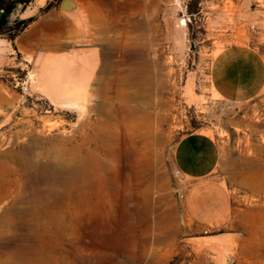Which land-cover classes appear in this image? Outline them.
Here are the masks:
<instances>
[{
	"label": "rangeland",
	"instance_id": "374dc122",
	"mask_svg": "<svg viewBox=\"0 0 264 264\" xmlns=\"http://www.w3.org/2000/svg\"><path fill=\"white\" fill-rule=\"evenodd\" d=\"M7 1L15 8L0 33V92L11 100L0 104V196L19 184L12 153L33 144L34 134L43 138L37 142L43 148L75 134L79 122L93 115V93L104 86L110 67L118 62L124 67V58L142 51L155 69L153 94H143L139 110L127 118L111 160L113 194L85 199L80 212L73 211L74 201L48 199L34 210L31 203L0 199V218L26 206V218L35 224L40 210L44 245L34 264H264V89L251 100L233 101L217 93L211 78L214 58L228 45L244 42L264 54V0H79L87 11L78 16L62 8L64 0ZM73 16L88 24L92 40L75 41L64 32L63 46L31 50L30 32L54 42L66 22L77 26ZM138 20L146 23L134 30ZM40 56L72 63L70 71L84 83L66 86L67 97L51 93L48 85L58 88V83L43 88L31 78ZM193 131L207 132L220 144L214 175L229 190L231 206L217 226L190 215L187 183L173 173L175 146ZM30 170L36 180L43 172L36 166ZM46 182L40 187L53 193ZM74 228L82 230L78 234ZM218 235L223 238L215 239ZM204 238L211 242L200 243ZM18 239L12 231L0 244L16 246ZM10 257L13 264H27Z\"/></svg>",
	"mask_w": 264,
	"mask_h": 264
},
{
	"label": "bare ground",
	"instance_id": "6f19581e",
	"mask_svg": "<svg viewBox=\"0 0 264 264\" xmlns=\"http://www.w3.org/2000/svg\"><path fill=\"white\" fill-rule=\"evenodd\" d=\"M75 1L78 4V7L74 9L75 12H78L79 15L85 13L86 8L84 4L78 0ZM145 23L146 21L143 20L137 21V23H135L137 27L136 28L133 27L134 30H137L139 26H143ZM147 24L150 25V27H152L151 20L150 22H147ZM88 27L81 29L82 31L80 35L82 36L81 38L84 39V41L92 40V38L89 37L91 35V31L89 30L90 28ZM141 35L143 36V34ZM138 37H140V35ZM91 51L92 50H89L87 52H91ZM82 52H85V50L81 51V53ZM136 52L138 53H134V57L124 58L122 63V64H126L124 67L120 66V62L116 63L113 67H110L107 75V80L105 81L104 86L99 91H95L93 93V96L96 97L97 100V103L91 108V110L94 112L93 115L86 116L79 122L80 125L78 126V130L75 134L64 138L57 137L58 139H63L64 141H62L58 145L55 144L51 145L48 148L46 147L43 148L42 146H39L37 142H39L43 138L39 137V135L34 134L32 136L34 140L33 144L21 145L17 151L12 153L14 161L18 162L19 164V168L16 169L19 177V181H18L19 184L16 183L15 190L9 189L7 192H4L0 196V199H3L5 197H10L15 201H20V202L23 201L26 203H31L34 204L35 206L34 210L36 208H39L37 207L36 204H38L39 206L41 202L48 199L65 200V202L74 201L73 209L75 210L73 211L80 212L82 210V207H84L83 203L85 199L90 198L93 200L97 197H100L101 195H105V194L110 195L116 191V182L113 177L115 175L112 176V172H111V167H112L111 160L114 154L118 152L117 150L119 149V145L122 141L123 132L124 134H126V130H124V126L126 125L125 122L127 120V123H129L128 119H130V116L139 110L140 106L138 104L142 95L148 94L152 96L153 94V85H154V77H155L154 74L155 69L154 71L152 69L153 59L147 57L142 51H136ZM83 54H77V55H83ZM64 61L65 60L59 59L57 63L59 65H57L56 64L57 61H55L54 59L51 60V59L43 58L42 56L38 57L37 60L35 61L37 70L31 73V78L33 80L36 79L38 82L37 84L42 85L43 88L44 86L47 87L48 83H52L55 85L58 83L57 86L60 90L58 88L49 87V85L47 88L50 90L51 93L53 92L59 93V95L62 98L67 97L68 93L66 92V86H69L70 84L78 85L80 83H84V80H81L80 77H75L74 76L75 74H72V72L70 71L72 63L67 61L64 62ZM165 76L166 75H164V77ZM10 101L11 100L8 96L0 92V104ZM2 113L3 111L1 110L0 114ZM128 127H130V125ZM53 153H57L56 157L53 156ZM37 157H39L38 160ZM34 166H36L39 169H42L43 171L38 174L37 180L33 177L30 170L31 167ZM32 171L34 172V170ZM52 177H54L53 180L51 179ZM44 181H47L46 184H49L48 183L49 181L51 187L52 188L54 187L55 190L53 193H50V190L46 192L44 191L45 189L40 187V184H42V182ZM57 185H59V188ZM48 188H50V186L47 187V189ZM59 189L61 190L59 191ZM103 207H101V210ZM27 212L28 211L26 209V206L24 209L14 208L7 211L6 212L7 214L2 218H0L3 224L2 226H4L3 228L0 229V239L4 237V234H7L12 231L18 232L20 236V241L18 239L19 244L16 246L5 247L0 244V264L3 263L13 264L14 259H11L13 257L10 256H16V258L22 262L26 260L27 264H34L41 260L40 258L42 257H39V254L43 253L42 248L44 242L43 243L41 242L42 240L41 235L43 233L39 229L40 224L37 223V221L40 219V210L39 212L35 213L36 219L31 218L33 220H37L35 224H30L28 222L29 220H27L26 218ZM99 220L97 219V221ZM93 222L95 223V220ZM43 225L46 224L44 223ZM104 225L106 224L104 223ZM78 226L79 225H77L76 227ZM84 226L86 227L85 224ZM74 229L76 230L78 228H74ZM79 229L76 232L75 231L74 232L78 233ZM84 229L85 228H83V230ZM43 230L48 231L47 228L45 229V227L43 228ZM97 233L99 232L97 231ZM86 239H89V237H87ZM76 240L78 241V239ZM202 242H211V241L208 238H204L200 241V243ZM47 243L48 241L47 242L45 241V245H47ZM93 245L94 244H92V246ZM122 245L123 243L121 244V246ZM55 259L57 261V258Z\"/></svg>",
	"mask_w": 264,
	"mask_h": 264
},
{
	"label": "crops",
	"instance_id": "0c3cea01",
	"mask_svg": "<svg viewBox=\"0 0 264 264\" xmlns=\"http://www.w3.org/2000/svg\"><path fill=\"white\" fill-rule=\"evenodd\" d=\"M73 18L74 22L77 21V26L72 21L66 22V27L56 29L58 33L54 36V42L43 40L37 30L30 32L28 43L31 50L51 44L63 46L61 38L64 32L76 41L81 36V29L87 28L88 24L81 25L79 18ZM135 23L137 22L134 21V25ZM134 25L131 28L137 27ZM211 78L221 97L233 101L251 100L264 89V54L248 43L228 45L214 58ZM220 159L218 140L204 131L185 134L174 149V166L181 171L182 178L187 183L184 192L186 208L191 216L208 226L222 224L231 206L229 190L214 175Z\"/></svg>",
	"mask_w": 264,
	"mask_h": 264
},
{
	"label": "trees",
	"instance_id": "16d2710c",
	"mask_svg": "<svg viewBox=\"0 0 264 264\" xmlns=\"http://www.w3.org/2000/svg\"><path fill=\"white\" fill-rule=\"evenodd\" d=\"M20 1L26 2L28 0H20ZM14 8H15L14 2H10L7 0H0V12L3 11L2 17L0 18V33H3L2 31H4V29L8 27L9 17L11 13L13 12Z\"/></svg>",
	"mask_w": 264,
	"mask_h": 264
},
{
	"label": "water",
	"instance_id": "95a60500",
	"mask_svg": "<svg viewBox=\"0 0 264 264\" xmlns=\"http://www.w3.org/2000/svg\"><path fill=\"white\" fill-rule=\"evenodd\" d=\"M78 7V4L76 3L75 0H64L62 3V8L69 10V11H73L74 9H76ZM2 17V12H0V18ZM215 239H222L223 237L221 236H214Z\"/></svg>",
	"mask_w": 264,
	"mask_h": 264
},
{
	"label": "built area",
	"instance_id": "2783aa9c",
	"mask_svg": "<svg viewBox=\"0 0 264 264\" xmlns=\"http://www.w3.org/2000/svg\"><path fill=\"white\" fill-rule=\"evenodd\" d=\"M173 173H174L177 177L182 178V173H181V171H180L179 169L174 168V169H173Z\"/></svg>",
	"mask_w": 264,
	"mask_h": 264
}]
</instances>
